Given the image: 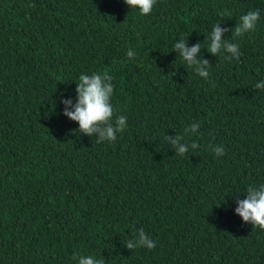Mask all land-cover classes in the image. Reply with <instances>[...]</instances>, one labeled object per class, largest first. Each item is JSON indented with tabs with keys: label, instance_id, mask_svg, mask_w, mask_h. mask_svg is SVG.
<instances>
[{
	"label": "trees",
	"instance_id": "obj_1",
	"mask_svg": "<svg viewBox=\"0 0 264 264\" xmlns=\"http://www.w3.org/2000/svg\"><path fill=\"white\" fill-rule=\"evenodd\" d=\"M257 10L255 31L222 37L239 61L207 51L213 25ZM182 38L201 44L207 80L174 51ZM93 72L113 78V121L127 117L114 142L63 115ZM261 80L264 0H156L148 15L124 0H0V264H264V230L235 211L264 183ZM178 134L183 156L165 139ZM141 228L155 249L125 247Z\"/></svg>",
	"mask_w": 264,
	"mask_h": 264
},
{
	"label": "clouds",
	"instance_id": "obj_2",
	"mask_svg": "<svg viewBox=\"0 0 264 264\" xmlns=\"http://www.w3.org/2000/svg\"><path fill=\"white\" fill-rule=\"evenodd\" d=\"M124 3L132 9H138L141 15H148L152 12L156 0H124ZM223 15V13H221ZM260 20L259 11H249L239 17L235 27L231 30L221 28L220 23L212 26V30L207 37V51L214 57L218 54L227 53L224 59L230 60L235 58L239 61L243 55L239 50V44L231 42L227 39H222L224 33L231 31L232 39L243 37L245 34L255 31L257 21ZM173 49L182 60L196 74L205 80L209 77L208 69L211 67V62L198 56L201 52V44L197 43L193 47L187 46V40L180 39L174 45ZM128 58L132 59L136 56L134 50L129 49L126 53ZM112 76L107 72L101 74L93 72L92 74H81L76 83V102L73 104L72 99H61L64 105L63 115L70 120L78 122L80 133L89 137H96V142H114L117 139V133L123 132L127 127V117L124 115L114 116V108L111 103V97L114 92ZM256 89H264V80L256 83ZM72 109V110H69ZM201 127L200 123H196L189 127H185L184 135L196 133ZM184 135H177L175 138L166 137V142L176 149L177 155L183 156L188 152L189 143H181L184 140ZM192 149L199 148V144L195 141L190 143ZM210 147H212L210 145ZM212 151L217 157L225 155L222 145L212 147ZM236 213L242 217L244 222L251 223L252 227H257L264 230V183L257 186H249L246 190V198L238 200ZM134 239H129L125 247L129 250L137 248H147L149 251L155 249L156 241L152 240L145 233L143 228L134 233ZM73 259L78 260V264H105V261L97 259L92 255L74 256Z\"/></svg>",
	"mask_w": 264,
	"mask_h": 264
}]
</instances>
